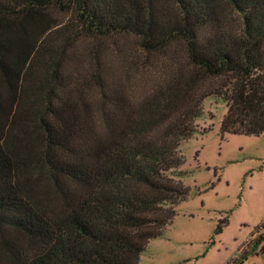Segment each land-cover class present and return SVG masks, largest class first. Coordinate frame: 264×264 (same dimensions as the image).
Returning a JSON list of instances; mask_svg holds the SVG:
<instances>
[{
    "label": "trees",
    "instance_id": "trees-1",
    "mask_svg": "<svg viewBox=\"0 0 264 264\" xmlns=\"http://www.w3.org/2000/svg\"><path fill=\"white\" fill-rule=\"evenodd\" d=\"M118 35L158 78L121 45L118 70L76 55ZM208 97L222 138L264 135V0H0V264H139Z\"/></svg>",
    "mask_w": 264,
    "mask_h": 264
},
{
    "label": "rangeland",
    "instance_id": "rangeland-1",
    "mask_svg": "<svg viewBox=\"0 0 264 264\" xmlns=\"http://www.w3.org/2000/svg\"><path fill=\"white\" fill-rule=\"evenodd\" d=\"M120 45L139 64L136 76L158 78L153 62L164 57L143 51L133 35L78 38L76 55L118 70ZM177 50L187 62L184 49ZM225 113L222 99H205L197 131L181 144L188 198L164 233L151 239L139 264H264V238L259 239L264 234V135L226 133L222 138Z\"/></svg>",
    "mask_w": 264,
    "mask_h": 264
}]
</instances>
